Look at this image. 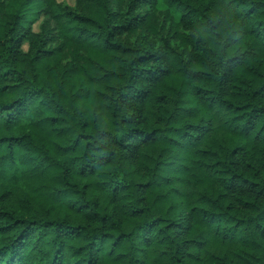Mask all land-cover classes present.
Returning a JSON list of instances; mask_svg holds the SVG:
<instances>
[{
  "label": "trees",
  "instance_id": "1",
  "mask_svg": "<svg viewBox=\"0 0 264 264\" xmlns=\"http://www.w3.org/2000/svg\"><path fill=\"white\" fill-rule=\"evenodd\" d=\"M0 264H264V0H0Z\"/></svg>",
  "mask_w": 264,
  "mask_h": 264
},
{
  "label": "rangeland",
  "instance_id": "2",
  "mask_svg": "<svg viewBox=\"0 0 264 264\" xmlns=\"http://www.w3.org/2000/svg\"><path fill=\"white\" fill-rule=\"evenodd\" d=\"M62 1H67V2H69V3H74V0H62Z\"/></svg>",
  "mask_w": 264,
  "mask_h": 264
}]
</instances>
